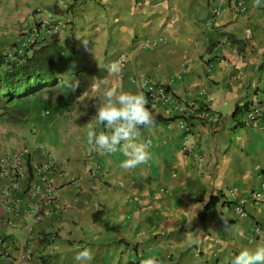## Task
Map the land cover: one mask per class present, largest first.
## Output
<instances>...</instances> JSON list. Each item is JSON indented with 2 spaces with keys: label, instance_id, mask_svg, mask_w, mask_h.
I'll return each mask as SVG.
<instances>
[{
  "label": "crops",
  "instance_id": "0c3cea01",
  "mask_svg": "<svg viewBox=\"0 0 264 264\" xmlns=\"http://www.w3.org/2000/svg\"><path fill=\"white\" fill-rule=\"evenodd\" d=\"M239 1L241 11L237 0H0L3 60L25 52L21 44L47 14L58 29L43 44L55 41L69 53L59 73L64 93L43 97L55 112L49 125L57 148L27 142L35 126L0 122V155L25 144L39 160L34 146L42 144L76 177L59 190L67 205L60 213L36 212L27 226L9 229L0 207V236L15 245L9 264H75L84 247L91 264H140L149 256L158 264H230L242 247L264 244V195L247 205V216L233 208L264 179V119L246 125L244 113L233 116L237 107L264 102V4ZM113 62L123 73L109 78L124 90L141 91L148 78L168 84L172 98L140 130L150 160L130 170L119 167V152L90 151L86 138L99 102L91 84ZM190 100L209 114L187 133L178 118ZM90 154L99 179L86 171ZM232 188L237 194L224 196ZM211 196L217 201L206 207Z\"/></svg>",
  "mask_w": 264,
  "mask_h": 264
},
{
  "label": "built area",
  "instance_id": "2783aa9c",
  "mask_svg": "<svg viewBox=\"0 0 264 264\" xmlns=\"http://www.w3.org/2000/svg\"><path fill=\"white\" fill-rule=\"evenodd\" d=\"M236 8L243 10V4L237 0ZM58 25L50 14L43 16L38 27L21 44V50L38 48L43 44L46 36L57 32ZM11 53L5 56L11 57ZM121 62L125 63L126 56H121ZM4 54L0 52V61ZM141 91L145 94L149 111L153 113L158 105H167L171 102V94L168 84L158 83L152 79L141 81ZM178 108V107H177ZM48 111H46V114ZM208 109L202 102L196 100L186 101L180 110L178 124L181 130L189 133L191 125L198 121H204L208 117ZM264 119V102H256L249 105L244 112L243 123L250 125ZM34 149L38 151L41 158L34 159L32 150L28 145L22 144L15 148L12 153L0 155V207L5 211L2 224L9 229L27 226L31 217L40 212V216L60 213L66 210V204L59 198V190L66 184L76 182V177L69 174L65 169L58 166L55 155L42 144H36ZM85 168L88 175L93 179L101 177L99 165L93 155L85 159ZM26 180L25 186H22ZM237 189L226 190L224 196H235ZM264 179L259 186L251 191L250 197L238 198L234 203V209L239 216H247V205H258L263 200ZM260 234L261 228H255ZM12 249L15 245L6 244L4 237L0 236V264H9L13 260ZM25 258L29 259L31 253L25 250Z\"/></svg>",
  "mask_w": 264,
  "mask_h": 264
},
{
  "label": "clouds",
  "instance_id": "9594fccd",
  "mask_svg": "<svg viewBox=\"0 0 264 264\" xmlns=\"http://www.w3.org/2000/svg\"><path fill=\"white\" fill-rule=\"evenodd\" d=\"M264 4L255 0L254 6ZM107 76L95 78L91 91L98 99L94 120L87 124L86 138L90 151L115 154L123 159L119 167L135 169L146 164L150 158V141L140 139L142 127H150L154 120L149 111L147 98L142 91L124 90L109 77L122 76L123 66L113 62L106 66ZM99 126H102L100 130ZM94 259L90 248L84 247L73 256L75 264H91ZM140 264H158L156 257L149 256ZM230 264H264V244L242 247L231 257Z\"/></svg>",
  "mask_w": 264,
  "mask_h": 264
},
{
  "label": "trees",
  "instance_id": "16d2710c",
  "mask_svg": "<svg viewBox=\"0 0 264 264\" xmlns=\"http://www.w3.org/2000/svg\"><path fill=\"white\" fill-rule=\"evenodd\" d=\"M69 58L65 48L55 41L41 44L38 48L25 50L16 54L13 59L2 60L4 71L0 74V122L19 124L28 118L31 101L43 102L46 94L63 90L59 73ZM249 108L246 103L237 107L234 117ZM216 196H211L206 207L213 206Z\"/></svg>",
  "mask_w": 264,
  "mask_h": 264
},
{
  "label": "rangeland",
  "instance_id": "374dc122",
  "mask_svg": "<svg viewBox=\"0 0 264 264\" xmlns=\"http://www.w3.org/2000/svg\"><path fill=\"white\" fill-rule=\"evenodd\" d=\"M59 92L60 94L64 93L63 90ZM29 108L30 114L27 118L28 120H24L23 122H21V124L23 126L28 125L29 127L35 126L36 130L34 131V133L26 135L25 140L29 143L40 141L54 151L57 148V145L55 143L59 139V136L57 134V129L49 124L54 119L55 112L52 113L50 107H48L45 101H31L29 104ZM46 111H48L47 114ZM1 123L2 125L4 124L3 122Z\"/></svg>",
  "mask_w": 264,
  "mask_h": 264
}]
</instances>
